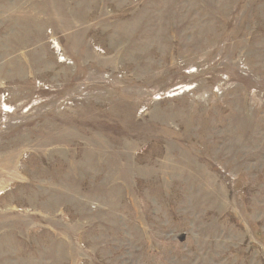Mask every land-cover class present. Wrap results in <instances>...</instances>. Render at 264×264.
<instances>
[{
  "label": "rangeland",
  "instance_id": "1",
  "mask_svg": "<svg viewBox=\"0 0 264 264\" xmlns=\"http://www.w3.org/2000/svg\"><path fill=\"white\" fill-rule=\"evenodd\" d=\"M0 264H264V0H0Z\"/></svg>",
  "mask_w": 264,
  "mask_h": 264
}]
</instances>
